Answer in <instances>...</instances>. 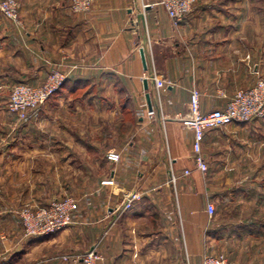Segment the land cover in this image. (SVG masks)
<instances>
[{
	"label": "crops",
	"instance_id": "crops-1",
	"mask_svg": "<svg viewBox=\"0 0 264 264\" xmlns=\"http://www.w3.org/2000/svg\"><path fill=\"white\" fill-rule=\"evenodd\" d=\"M18 1L23 27L0 13V91L68 78L0 155V264H82L92 248L99 264H202L222 242L264 246V120L207 131V174L187 123L194 88L209 112L264 79V0H199L178 27L161 0H94L88 14ZM67 195L73 224L24 238L20 211ZM255 248L243 264H264Z\"/></svg>",
	"mask_w": 264,
	"mask_h": 264
},
{
	"label": "built area",
	"instance_id": "built-area-1",
	"mask_svg": "<svg viewBox=\"0 0 264 264\" xmlns=\"http://www.w3.org/2000/svg\"><path fill=\"white\" fill-rule=\"evenodd\" d=\"M199 0H161V5L168 13L176 27L180 26L185 18L192 13ZM94 0H71L70 10L74 14H88L92 11ZM21 5L18 0H0V13L6 19L23 27L20 18ZM68 76L59 69H53L46 81L40 86L20 83L13 87L8 103V109L18 119L24 120L32 111L43 107L50 98L57 93L66 82ZM158 91L165 88V81L153 76ZM202 94L194 88L191 92L188 127L194 133L193 153L196 169L203 174L209 171V164L203 151L206 132L221 129L235 123H249L264 120V79H259L255 85L237 91L228 101L224 109L209 112L202 110ZM186 175L190 171L185 172ZM175 182V179L174 181ZM141 193L130 194L124 202L123 209L130 210L133 205L141 201ZM79 208V202L74 197L55 199L47 206L26 207L19 215L23 227V236L27 239L46 237L67 229L73 224L74 214ZM208 214L213 217L216 207L213 203L207 205ZM70 256H63L69 261ZM102 255L96 248H92L83 257L82 264H99ZM74 262L78 261L74 260ZM202 264H232L223 254H206Z\"/></svg>",
	"mask_w": 264,
	"mask_h": 264
},
{
	"label": "rangeland",
	"instance_id": "rangeland-1",
	"mask_svg": "<svg viewBox=\"0 0 264 264\" xmlns=\"http://www.w3.org/2000/svg\"><path fill=\"white\" fill-rule=\"evenodd\" d=\"M10 97H11L10 90L7 92L0 91V155L2 154L3 151H5V144H8L10 145V148H13L15 145V142L19 140L20 135L18 134L19 132L17 133V130H20L21 127L25 129L24 127L30 124V121L28 118L31 112L28 114L26 119L20 120L15 114L9 111L8 103H9ZM43 107H41L40 109H42ZM24 134L26 133L24 132ZM69 182H71V186H73L76 183L74 179H71ZM65 197H74V196L67 195ZM65 197L58 198V199H63ZM259 246L262 247L264 251L263 245L240 244V245L231 246V245H228L222 242L221 244L217 245V250L213 252V254H223L227 256L237 255L238 260H240V264H243L247 262L248 260L247 255H261L256 250L252 251L251 249L250 250L248 249L249 247H252V249L254 247L259 248ZM257 260L259 259L257 258L256 261Z\"/></svg>",
	"mask_w": 264,
	"mask_h": 264
},
{
	"label": "water",
	"instance_id": "water-1",
	"mask_svg": "<svg viewBox=\"0 0 264 264\" xmlns=\"http://www.w3.org/2000/svg\"><path fill=\"white\" fill-rule=\"evenodd\" d=\"M142 58H143L144 66L146 67L145 53H144L143 50H142ZM144 84H145V88L148 89V82L145 81ZM147 102H148L149 109L150 110H153V106H152V101H151L150 94H147Z\"/></svg>",
	"mask_w": 264,
	"mask_h": 264
},
{
	"label": "trees",
	"instance_id": "trees-1",
	"mask_svg": "<svg viewBox=\"0 0 264 264\" xmlns=\"http://www.w3.org/2000/svg\"><path fill=\"white\" fill-rule=\"evenodd\" d=\"M66 82H67V81H66ZM66 82L62 85V87L60 88V90H59L57 93H55L53 96H55L56 94H58L59 92H61V91L64 89ZM53 96H52V97H53ZM52 97H51V98H52ZM51 98H50V99H51Z\"/></svg>",
	"mask_w": 264,
	"mask_h": 264
}]
</instances>
